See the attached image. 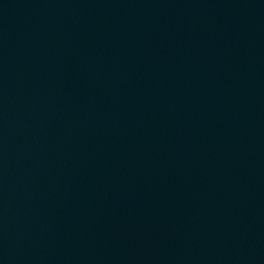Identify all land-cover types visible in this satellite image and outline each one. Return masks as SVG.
I'll list each match as a JSON object with an SVG mask.
<instances>
[{"label":"water","instance_id":"1","mask_svg":"<svg viewBox=\"0 0 264 264\" xmlns=\"http://www.w3.org/2000/svg\"><path fill=\"white\" fill-rule=\"evenodd\" d=\"M0 264H264V0H0Z\"/></svg>","mask_w":264,"mask_h":264}]
</instances>
